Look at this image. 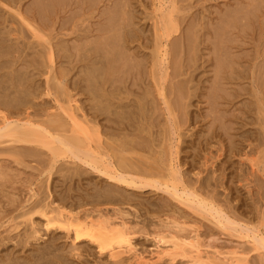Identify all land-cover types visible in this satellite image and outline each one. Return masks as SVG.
<instances>
[{"label":"rangeland","instance_id":"rangeland-1","mask_svg":"<svg viewBox=\"0 0 264 264\" xmlns=\"http://www.w3.org/2000/svg\"><path fill=\"white\" fill-rule=\"evenodd\" d=\"M47 1L0 0V31L4 34L2 36L0 33V36L5 38L13 32L10 35L13 40L9 36L12 42L8 41L9 37L7 39L9 45H12L11 50H16L18 44L23 45L22 42L30 47L27 50L30 54L24 58L27 62L14 61L13 64V59L17 56L16 51L8 53V57L5 54L6 57L0 56V61L4 58V61L9 60L12 63L9 69H3L0 73L8 70L9 73L6 71L4 77H8L6 79L11 82L14 70L13 75L21 73L28 84L32 83L31 94L30 89L28 91L32 105L30 104L28 111L30 110V114L34 111L33 119H42L43 114L45 117V111H55L57 103L63 105L65 99L64 94L54 91L52 79L46 72L49 65L47 50L52 49V54H55V64L52 65L54 72H58V69L67 70V81H62L60 85L66 86L71 93L75 91L71 95L77 96L79 93L76 98H79L82 111L88 115L90 123L96 122L101 136L110 137L109 140H119V136L124 134L126 139H131L132 136L135 143L142 142L143 148H146L140 149V145L135 150L147 156L163 154L161 152L166 151L167 147L174 152L177 139H182L178 149V161L181 163L179 166L183 179L176 186L179 190L184 189L186 195L191 194L194 207H186L178 202L175 196L167 194L166 190H171L168 188H171L176 179L163 178L166 173L159 177L154 173H142L143 170L138 168L129 176H137L155 186L131 188L124 183L107 179V174L97 172L86 161L72 162L70 159H62L56 162L60 165L55 164L53 168L51 154L44 147H37L41 155L38 152L36 157L20 155V158L18 154L16 157L22 159V163L13 162L10 153H15L14 150L5 148L6 144H1L0 163H6L3 164L5 174L9 176L6 175V178L0 180V237L8 234L10 225L16 220H23L21 227L26 224L25 218H16V212L28 197L29 186L41 192L48 187L51 198L59 205L69 207L67 209L72 208L73 212L82 207L92 208L95 204L109 199L112 201H106L103 207L118 201L116 206L128 211L126 217L131 218L135 214L136 217L132 221L137 219L139 224H145L147 220L149 225L154 216L160 215L163 218V213L166 216H185L190 220L187 221L189 226H199L197 230L200 243H210L221 250L240 245L247 251L246 264H263L256 253L249 250L250 247L244 242L243 236L247 232L246 229L259 227L264 241V0H61V3H57V0ZM172 1L173 3H170ZM40 2L44 3V6L46 2L55 6H45L44 10L42 6L40 7L43 9L37 7ZM161 11L166 14L162 23L159 18ZM113 17L119 20V25L117 20L115 21L117 28H121L106 31L107 24L114 23ZM109 19L112 22L108 23ZM155 26L158 28L157 32ZM103 29L105 31H102ZM113 32L120 33L122 38L127 40L125 47L121 46L122 43L117 37L116 41L113 39ZM158 32L165 34L167 38L165 42L168 55L164 65L158 64L157 54H154L158 52L160 55L163 50L155 45L160 40ZM81 35L87 36L80 39ZM176 41L177 45L174 43ZM174 44L175 47L178 46L177 52V49L172 47ZM34 46L37 51H34ZM65 47L67 49L64 52L67 53L66 57L70 56L69 59L61 56V52L65 55L62 50ZM91 48L93 49L90 50ZM56 49L57 51L53 52ZM44 50L45 55H37L39 52L42 54ZM89 51L92 56H98L89 61L84 58V54ZM219 58L222 59L218 61ZM33 59L36 62H33ZM86 71L92 74L93 78ZM180 72L192 79L193 86L188 89L189 95L180 97L182 105H187V109L182 112L177 107L175 100L178 96L174 90L176 80L183 77ZM96 74L98 75L95 77ZM85 76L93 79L89 82L93 83L94 87H91L97 90L86 86ZM186 76L183 78H187ZM73 79L76 81H72ZM98 81L101 87H97ZM70 83L78 86L70 88ZM90 88L98 93L100 90L101 95L93 98ZM159 88L164 90L166 102L161 98ZM47 91L50 96L46 94ZM103 99L109 103L110 109L119 102L121 107L117 108L115 113L109 108L104 109L101 114L98 113L99 115L97 110L90 113V110H94L92 105H98L99 102L105 104ZM137 101L143 104L146 111L137 109ZM19 108V112L16 108L11 114H23L21 107ZM171 111L173 113L169 115L168 112ZM112 132L119 135H113ZM14 146L17 147L15 151H19L20 144ZM147 147L151 148V151L147 150ZM113 159L109 158L111 163L106 170L109 171L112 167L119 171L125 170L121 166L118 168L115 157ZM51 168L53 170L47 181L46 173ZM106 190L111 197L94 196L96 191ZM101 199L103 201L100 202ZM198 203L202 206L197 208ZM161 209L162 214L158 212ZM218 213L221 220L227 221L224 222L225 225L229 226V223L235 227L233 231L216 224ZM36 216L34 220L39 222L38 228L41 229L40 239H29L30 242L25 245L23 239L18 238L7 243L5 250L24 249L25 255L31 249V252H35L37 246H44L49 240H55L58 252L64 254L73 264L111 263L107 252L99 253L89 241L82 239L73 243L71 232L67 233L61 229L46 232L42 225L43 218ZM143 219L146 220L140 221ZM139 224L136 227L140 226ZM43 230L45 233L41 232ZM140 234L133 237V244L143 251L154 249L153 239ZM72 244L78 249L73 248ZM2 249L0 251L3 253Z\"/></svg>","mask_w":264,"mask_h":264},{"label":"bare ground","instance_id":"bare-ground-1","mask_svg":"<svg viewBox=\"0 0 264 264\" xmlns=\"http://www.w3.org/2000/svg\"><path fill=\"white\" fill-rule=\"evenodd\" d=\"M49 1H47V2H49ZM169 1H171V0H169ZM47 2L45 4V6H47V7L50 6L51 8L53 6H55V5L48 4ZM62 2H63V0H62ZM57 3H61V0H57ZM170 3H173V1ZM39 4H37V7L41 8V9H43L42 7H44V10H45L44 3L40 2ZM40 6H42V7H40ZM161 9H163V8H161ZM165 10H163V11L165 12ZM163 11L160 12L161 15L159 17L161 23L164 21L165 16H166V14ZM167 12H168V10H167ZM16 13L19 14V12H16ZM38 14L40 15V13H38ZM167 15H169V13H167ZM113 19H114L113 20L114 23L113 24L111 23L110 25L107 24L108 27H107V29H105L106 31L107 30H112V31L120 30L121 26H119L120 28H117V25L115 24V21L117 20L116 22L118 24L119 20L117 18L115 19L114 17H113ZM21 20L25 24H27V22L25 21L24 18L21 17ZM109 21L112 22L109 19L108 23H109ZM169 22H170V20H169ZM166 25H168V23ZM166 27L168 28V26H166ZM124 28H125V25L122 26L123 30H124ZM154 29L156 32L158 31L157 26H155ZM169 29H170V26H169ZM105 30L103 29L102 31H105ZM8 31L6 32L7 34H8ZM0 33H1V31H0ZM6 33H5V35H7ZM11 33L13 34V32H11ZM11 33L9 34V36L12 35ZM33 33H34V31H33ZM113 33H114V34H112L113 35L112 37H114L113 39L116 41V37H117V40L122 43L121 46L125 47V43H126L125 41H127V40H124L122 38V35H120V33H118V32H113ZM1 34H3V33H1ZM157 34L159 35L158 39H160V40H159V43H157L155 45H157L156 46L157 48L162 47L161 49H163V50L161 51L160 55L158 54V52L157 53L155 52L154 54L155 55L157 54L158 64H160V63L163 64V63H166L165 61L167 60V55H168V51L166 49L167 46H166V42H165L167 38H166L165 34L163 35L159 32ZM2 36H4V34ZM83 36L80 37V39L83 38ZM85 36H87V35H85ZM8 37L6 39L4 37L0 38V56L7 55V57H8L9 54L16 51L15 53H17L16 54L17 56L15 59H13V64H14V61H16L15 63H17V61H19V62L23 61L24 62L25 56L30 54L27 51L28 48L30 49L29 45L24 44L22 42V39H21V41H20V42H22L21 44H23L25 46H23V45L20 46L18 44V47H16V50H11L12 45L10 44L11 45L10 46L9 42H7ZM20 37L22 38V36H20ZM112 37H111V39H112ZM127 37H129V36H127ZM11 38L8 41L12 42L13 38H12V40H11ZM130 38H131V36H130ZM190 38H191V36H190ZM111 39H110V41H111ZM113 39L111 41L112 43L114 42ZM15 42L13 43L14 45H15ZM6 43H8L7 46L9 48L11 47L10 49L7 48ZM17 43L18 42H16V44ZM174 43L177 45V41ZM171 44H173V43H171ZM175 44H174V46H172V45L171 46L174 47L175 50L177 49L176 50V52H177L178 46L175 47ZM50 47L51 46H49V48ZM46 48H48V46ZM46 48H44V49H46ZM192 48H194V47H192ZM65 49H67V48L66 47L64 49L62 48L63 52L66 51ZM92 49L93 48H91L90 50H92ZM174 49H172V50H174ZM37 50L38 49L35 48V46H34V51H37ZM40 50L42 51V49H40ZM62 50H60V51H62ZM47 51H48L49 65H48V68H46V69H48L46 72L49 74V78L52 79V82L54 85L53 86L54 91L58 94H60V93L64 94L63 97L65 99L63 101L64 102L63 105L60 104V102H59V104L57 103V106L54 109L55 111L52 110L53 112H48L49 111L48 110L46 112L44 110L45 111V117H44V114L42 113L43 114L42 119H38V120L33 119L32 115L34 114V111H33V114H30V112H29L30 110L28 111L29 107L31 108V105H32L31 104L32 102H30L31 101L30 96L28 94L29 89H30L29 93L31 94V92H32L31 91V87L33 86L32 83L30 82V84H28L29 82H26L25 78L19 72H18L19 73L18 75H13L15 73V72L13 73L14 70H12V81L11 82L10 81L8 82L9 79H6L8 77H6V76L4 77V74L6 73V71H7V73H9L8 70H6L3 73H0V78H1L0 79V145L6 144L5 148H10V150L12 149V151L14 150L15 153H13L12 151H11L12 153H10L12 158H13L12 161L13 162L15 161L16 163H19V162L22 163L21 162L22 159H17V157H16V155H18V154H19V156L21 155L22 157H27V156L36 157L40 153L37 150V147H44L51 154V161H52L51 167H53L55 164L60 165L59 163H56V162L60 161L62 159L63 160L65 159V161L70 159L72 162H75L76 160L86 161V163L89 164V166H91L97 172L102 173V174H107V176H106L107 179L115 181V182H119V183H124L126 186H129L131 188H139V187L140 188H142V187L148 188V186H155L152 182L151 183L145 182V181L141 180L139 177L137 178V176H134V175L129 176V175H132L130 173H132L133 171L136 172V169H138V168L143 170L142 173H154L159 177H160V175H163L164 173H166L163 178L176 179L175 180L176 182L171 185V188H168L171 190H166L167 194H170L171 196H175L176 200L180 203H183L186 207H191V208L194 207L192 205L194 201H192L191 194L188 193L186 195L184 189L179 190L176 186V184L180 183L181 179H183V176L181 175L183 172L181 171V166H179V165H181V163L178 161V154H179L178 149L180 148L179 146L182 143V141H181L182 139H180V138L177 139V145H176L174 152L170 151L171 149L169 147H167L166 151H164L162 149L163 151L161 153H163V154H160V155L154 154L152 156L151 155L147 156L146 154L141 155L140 154L141 152L139 153L137 150H135V148H137L140 145H141L140 149L145 150L146 148H143L144 144H142V142L138 141L135 143L132 140V136H131V139H126V138H124V137H126V134H124L122 136H119V140L114 138L115 136L113 138L116 140H109L110 137L104 138L103 136H101V133L98 130L97 125L95 124L96 122L94 124L90 123L91 122L90 118H88L87 117L88 115L84 114V112L82 111V109L79 105V101H78L79 98L78 99L76 98L79 95V93H77L78 91L76 92L77 96L71 95V94H74L75 91L71 93V91L69 92V90L67 89L66 86L60 85L62 83V81H67V70L65 71L64 69L63 70L58 69V72L55 73L53 70L54 67L52 66L53 64H55V60H54L55 54H52V49L51 50L48 49ZM56 51H57V49L53 52H56ZM44 52H45V50L43 51L42 54H40L41 52H39V53L35 52V53H37V55L39 54L38 56H42V55H45ZM95 52L96 51L94 50V53ZM106 52H107V50H106ZM189 53H191V52H189ZM193 53H194V51H193ZM61 54H62L61 56H63L64 58H68V59L70 58V56L66 57L67 53H65V55H63V53L61 52ZM87 54H89V55H87ZM95 54H97V53H95ZM119 54H121V52ZM119 54H116V55L119 56ZM174 55H176V54H174ZM84 56H86L84 58H86L90 61L98 55H94L95 56L94 57V56H92V53H90V51H89V53L84 54ZM189 56H190V54H189ZM59 58H60V56H59ZM6 59H9V58H6ZM36 59H39V57L38 58L36 57ZM117 59H120V58H115V60H117ZM221 59L219 58L217 60L219 61ZM3 61H4V58L2 61H0V71L3 69H7V68L9 69L10 65H12V63L9 60H6L4 62ZM89 61H88V63H89ZM25 62H27V61H25ZM33 62H36V60L33 59ZM86 62H84V63H86ZM35 64L36 63H34V66H35ZM111 66H112V64L110 65V68H111ZM194 68L195 67L193 66V69ZM86 72H88V71H86ZM100 72H102V71H100ZM183 74L184 73L182 72L181 75H183ZM6 75H8V74H6ZM57 75H59V76H57ZM97 75L98 74H96L95 77ZM86 76H88V75H86ZM89 76H91L93 78L92 74L90 75V73H89ZM185 76L183 75V77H185ZM47 77H48V75H47ZM183 77H182V79L181 78L177 79L175 84H174V90L176 92V95L178 96L175 101H177L176 104H177V107L179 108L180 112L187 109V105H182V103L180 102V97L185 96V95H189L190 93H188V92H190V90H188V89H190V87H193L191 85L192 79H189L187 76H186L187 78H183ZM87 78L88 77L85 78L86 86H90V87L93 86L94 84L93 83L91 84L89 82L90 78H88V79ZM74 80L76 81V79H73L72 81H74ZM91 80L93 81V79H91ZM105 84H107V83L105 82ZM100 85H101V83L99 84V81H98L97 87H101ZM71 86L77 87L78 84H77V86H75L73 83V85L72 84L70 85V88H71ZM91 88H90V91H91ZM92 89L94 90L95 88H92ZM93 90L91 91V93L93 92V94L91 95L93 98H94V96L101 95L99 93H102V92H100V90H99V93L97 91L94 92ZM95 90H97V88ZM46 94L50 96V93L48 91L46 92ZM103 95H105V93H103ZM160 95H161V98L163 99V101L166 102V96H165L163 89H160ZM98 97H100V96H98ZM103 97L105 98V96H103ZM95 99H97V98L95 97ZM91 101H92V98H91ZM105 101L106 100H104L105 104H103L99 101H96V102H99V103H97L98 105H92L91 104L93 106L92 110L93 109L94 110L93 111L90 110V113L97 110V114L98 113L101 114L102 111H104V109H107V108L110 109L109 103H107V101L106 102ZM137 103L139 104L137 107V109L139 111H146V109L143 108L142 103H140L139 101H137ZM116 104H119V105H116ZM116 104H114L112 109H110V111L112 113H115L116 111H118L117 108L121 107L120 102L116 103ZM91 105H88V106H91ZM178 105H181V106H178ZM33 106H36V105H33ZM81 106H82V104H81ZM19 107H21V110L23 111V114L21 113L23 116H21V114L18 113L19 112L18 109L20 110ZM16 108L18 111L17 114L15 112H14L15 114H11V113H13L14 109H16ZM10 109L11 110L13 109L12 112H10L11 111ZM34 109H35V107H34ZM89 109H91V108H89ZM98 111H100V112H98ZM37 113H39V111ZM171 113H173V112L172 111L168 112L169 115ZM42 114H41V116H42ZM93 114H95V113H93ZM95 116H96V114H95ZM96 119L97 118H95V120ZM92 121L94 122V120H92ZM100 130H102V129H100ZM104 131H109V130H104ZM107 134L109 135V133H107ZM112 134L116 135L117 133L114 134L112 132ZM117 135H119V134H117ZM178 137L179 136H177V138ZM111 139H112V137H111ZM150 139L153 140V138H150ZM150 139H149V141H151ZM165 142H163V144H165ZM17 143L20 144L19 151L17 149H16L17 151H15V148H17V147L14 146V144L16 145ZM24 144H26V145H24ZM24 146H27L28 148L24 147ZM148 148L149 147H147V150L151 149V148H149V149ZM155 148H157V147H155ZM10 150H9V152H10ZM153 150H154V148H153ZM6 152H7V150H6ZM36 153H38V154H36ZM126 153L128 155H126ZM148 153H151V152H148ZM40 155H41V153H40ZM21 156H20V158H22ZM113 157H115V163L117 164V167L119 168V166H121L123 169L126 170V172H124L125 170L119 171L118 169H116L114 167H112V169L109 171L106 170V167L108 166V164L111 163L109 161V158L114 160ZM4 163H2V164L0 163V180L2 178L3 179L6 178V175H8V174H5L6 169H5L4 165L6 163L5 164ZM191 165H194V164H191ZM7 167H8V165H6V168ZM61 168H63V167H61ZM51 170H53V169L51 168V169L47 170V173H46L47 174V177H46L47 181L49 180ZM210 173H212V172H210ZM156 185H158V183ZM44 191L41 192V191H38V189L35 190L31 186H29V195L26 198L25 202L22 204V206L20 208H18V210L16 212V218L17 219L18 218H25L26 224H24V227H21L23 220H22V222H17V220H16V222H13V224L10 225V227H11L10 229L7 228L8 234H5L4 236L1 235V237H0V250L2 248H4V249H2V251L4 250V252L2 253L0 251V264H73V262L71 260H67V257L64 254H60L58 252L59 248L56 246V243L54 242L55 240H51V241L49 240L48 242L46 241L47 243L44 244V246H40V245L37 246V249L35 252H31L32 251V249H31V251H29L28 254H25V255L23 254L24 253V249H23V245H22L23 243L25 245H27V243L30 242L29 239L36 241V240L40 239V237H41L40 236L41 233L39 234V231L41 229H40V227L38 228L39 222H36L34 220V217H37L36 215H40L43 218L42 225L45 228L46 232H49L51 229L52 230L61 229L63 231L65 230V232H67V233L71 232L73 235V237H72L73 243L75 242V240L84 239V240H86V242L89 241L91 244H93V246L97 248V251L99 253L107 252V254L106 253L105 254L108 256L109 260L111 261L110 264H246V261H248V257L246 255L247 251H245V249H243L244 247H242L240 245H235L229 249L221 250L220 248H217L214 245H210V243H209V245L200 243L199 242L200 234L198 233V230H197V228L199 226L197 225L198 226V227L196 226L197 228H194L195 226L192 227V225L189 226L187 224V221H190V220H188L185 216L183 218L181 217V215H176V214L175 215L171 214V215L166 216L165 213L162 214L163 210L161 209V210H158V212H160L163 215V218H161V216L158 215L156 217L154 216L153 219H151L149 225H148L146 219L140 220L143 222H144V220H146L145 224L144 223L139 224L140 222L137 221V219L134 222L132 221L133 218L136 217L135 214H134L135 216L132 215L131 218L126 217V214H128V211L124 210L121 206H116L118 201H113L112 202L113 204L110 203V204H108V207L107 206L103 207V205H106L105 204L106 201H108V202L112 201V200H109L106 198L107 200H104L105 202H102L101 204L94 202V203H97L98 205L95 204L92 208H89V207L83 208L81 206L82 204L80 205V203H79L80 200H79L78 204L82 208L79 209V211L73 212L72 208L67 209L69 207L65 208L66 206L64 207L63 206L64 204L62 205L63 206L62 207L61 205H59V203H56L53 200L54 198L53 199L51 198L48 187H46ZM181 195H185V196L182 197ZM94 196L98 197V198L102 197V196H107V197L110 196L111 197V194L109 193L108 190L96 191L94 193ZM111 199L114 200V198H111ZM115 200H117V199L115 198ZM96 201H98V200H96ZM101 201H103V200L101 199L100 202ZM196 206L198 208L199 206H202V205L200 203H198V204H196ZM199 210H201V208H199ZM194 211L197 212L196 209H194ZM147 219H150V218H147ZM215 220H216V224H219V227H221V228H227L230 231H233L235 229V227L229 223H227L229 226L225 225L224 222H227V221L221 220L219 213H218V216H216ZM138 224L140 225V226H138L139 228L136 227ZM40 225H41V223H40ZM19 227H21V228H19ZM258 228L252 227V228L246 229L247 232L244 234L243 240H244V242H246L249 245V247H250L249 250L255 252L256 256L264 264V241L262 239V232ZM20 230H23V231L20 232ZM242 230H244V229H242ZM13 232H15V233H13ZM41 232L45 233L44 230ZM140 233L144 234L145 236H150L153 239L152 240L151 238H149L152 240V242L154 241V243H153L154 249H152V250L149 249L150 251L149 250L143 251V249L139 250L136 247V245L133 244V241H132L133 237L136 234H140ZM47 234H49V233H47ZM47 234H45V235H47ZM142 234H140V235H142ZM20 236H22V237H20ZM18 238L23 239V243L21 244L22 249H23L22 251H17V250L15 251L12 248H11L12 250H10V249L5 250L7 248V245H6L7 243H11V241H13L15 239L18 240ZM50 239H53V238H50ZM75 244H72L73 248H77ZM25 248H26V246H25ZM33 250H35V249H33ZM73 253H75V252H73ZM145 253H147L148 255ZM78 255H76V256H78Z\"/></svg>","mask_w":264,"mask_h":264}]
</instances>
